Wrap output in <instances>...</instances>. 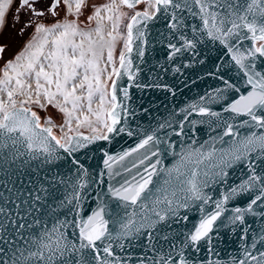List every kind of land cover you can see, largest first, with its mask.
<instances>
[{"label":"snow or ice","instance_id":"1","mask_svg":"<svg viewBox=\"0 0 264 264\" xmlns=\"http://www.w3.org/2000/svg\"><path fill=\"white\" fill-rule=\"evenodd\" d=\"M141 4L145 7L138 9ZM125 19L126 35L120 31ZM149 24L166 29L159 33V43L172 63L199 55L202 46H219L229 55L231 63L215 69L223 87L211 97L227 101L223 112L229 115L191 106L219 121V143L227 147L212 144L205 152L204 145L189 146L177 152L174 143L153 131L118 157L105 153L112 180L123 174L113 171V162L144 150L138 162L125 167L130 178L106 191L99 187L105 184V173L95 178L96 206L86 210L85 178L90 174L73 154L108 140L110 134H134L126 127L129 109L118 100L116 80L122 72L129 81L137 80L141 68L134 66L133 46L145 63ZM9 28L15 29L14 35L8 34ZM19 39L24 43L13 51V41ZM119 40L124 43L117 67L114 50ZM160 68L167 70L163 64ZM232 70L245 93L225 77L224 72ZM131 86L147 85L123 87L124 100L130 99ZM33 105L41 110L51 106L62 124L49 115L42 126ZM74 124L98 134L69 135ZM242 127L252 131L241 135ZM54 128L62 135L54 134ZM172 134L183 135L184 124ZM229 136L233 139L226 141ZM61 149L66 155L59 154ZM169 153L178 158L165 167ZM61 161L71 166L75 180L48 175ZM237 166L246 168L247 178L231 186L228 170ZM69 181L71 194L58 195ZM220 185L230 191L213 199L207 189ZM245 193L250 194L246 207H226ZM209 204L212 210L205 211ZM190 208L201 215L187 228ZM222 216L240 233L244 253L235 264H264V0H0V264H125L118 253L134 243L144 249L140 264H220L201 253L216 255L213 241L219 243ZM257 222L259 230L252 227Z\"/></svg>","mask_w":264,"mask_h":264},{"label":"water","instance_id":"2","mask_svg":"<svg viewBox=\"0 0 264 264\" xmlns=\"http://www.w3.org/2000/svg\"><path fill=\"white\" fill-rule=\"evenodd\" d=\"M148 27L150 34L147 37L148 47L146 48L144 57L145 63H140L136 55L135 44L133 46L132 59L134 66L138 65L141 68L137 80L129 81L123 72L121 78L116 80L120 89L117 94L118 100L125 103L129 109L126 127L131 129L134 134L132 136H128L126 133L119 135L110 134L108 140H97L89 144L87 148L80 149L73 154V156L79 157L81 163L84 164L90 174L89 177L85 178L88 180L89 185L88 188L84 189V191L88 193L84 201L86 210H93L96 206L94 189L97 187V179L95 178H98L100 173H105V184L99 185V187L105 191L107 187L116 184L118 180H123L125 176L130 178L132 173H127L124 169L125 167H130L134 161L138 162V158L144 150L142 149L140 152L134 153L124 161L113 162V171L123 174L114 177L112 180H109L107 176L108 169L104 165V160L107 159L105 153L110 156L118 157L125 151L135 148L141 139L147 134H151L153 131H156L158 136L164 137L167 142L174 143L177 152L182 148L187 149L189 146L200 148L201 145H204L202 151L205 152L210 149L212 144H215L217 149L227 147V144L221 145L219 143V135L223 132V127L218 126L219 121H217L215 117L200 115L198 111L193 110L191 106L198 105L212 111L220 112L222 117L229 115L223 112L224 104L227 103V101L217 99L214 102L211 99V97L215 95V90L223 87V83L218 78L219 74L215 72V69L221 64L231 63L229 55L219 46H202L199 55L185 56L181 58L179 63H172L166 60V53L162 50L159 43L162 39L159 33L166 31V29L162 28L160 25L154 27L152 24H149ZM201 59H203V63L199 62ZM161 64L165 65L167 70L161 69ZM176 67H180V72L175 71ZM224 75L226 78L235 82L237 86H240L242 93L246 92L242 80L240 76H237L235 70L224 72ZM114 79L116 78L114 77ZM136 83L147 86L129 87L130 99L124 100L123 87L135 85ZM154 85H160V87ZM169 89H171V91H169ZM231 95L233 94L230 93V96ZM121 115L123 119L124 114L122 113ZM181 123L184 124V134L181 136L175 134L169 136V133L179 131V125ZM41 125L44 126L42 118ZM161 125H164V127L161 128ZM239 131L241 135H245L252 130L242 127ZM82 134L85 136L97 135ZM70 135H76V133ZM232 139L231 136L225 137L226 141ZM59 154L62 156L66 155L62 149L59 150ZM177 158L178 157H174L170 153L166 154L164 158L165 167H171ZM153 159H155V157H153ZM205 163L208 162L206 161ZM13 167H15V165ZM70 168V165H66V162L61 161L55 171L48 173V175L54 176L57 173H59L60 176L71 175L72 179L75 180V175L70 171ZM228 171V183L231 186H236L247 178L246 175H244L246 168L243 166H237ZM43 174L44 172L41 173V175ZM207 191L213 196V199H222V194L230 191V188L227 185H220L216 188L210 187ZM65 192L71 194V181L61 186L58 195H63ZM249 195L250 194L245 193L237 196L235 199L230 200L226 207L229 209L234 206L246 207L249 202ZM103 198L108 200L110 208L115 207L114 201L108 197ZM211 210V204L205 206V211ZM200 215L201 213L196 208H190L188 211L189 220L186 227L191 228L194 224L198 223ZM230 215V212L225 213V216ZM225 216L221 217V220L225 221V226H222L220 231L216 234L219 237V243L215 240L213 241L216 255L213 256L207 253H201V255H207L208 259L219 260L220 264H235L236 260L243 258L244 248L241 246L242 241L239 238V230L232 231L227 226ZM251 220L252 218H249L250 223ZM217 223L219 224L220 221H217ZM109 227L111 228L112 225L110 224ZM252 227L259 230L260 224L257 222L253 224ZM252 235L253 234L250 232L248 241L249 250H252L250 247ZM118 254L125 257V264H140L138 258L144 255V249L139 243H134L129 245L124 252H119ZM129 257L130 259H128Z\"/></svg>","mask_w":264,"mask_h":264},{"label":"rangeland","instance_id":"3","mask_svg":"<svg viewBox=\"0 0 264 264\" xmlns=\"http://www.w3.org/2000/svg\"><path fill=\"white\" fill-rule=\"evenodd\" d=\"M105 2H107V0H100L99 3H105ZM144 7H145V5L141 4V5L138 6V9H143ZM124 11H129L130 12L131 10L124 9ZM128 22L129 21L127 19H125L123 21V23L120 25V31L124 35H126V29H125L124 25L127 24ZM90 27H95V24L93 23L92 25H90ZM123 43H124L123 40H119L117 42L116 47H115V50H114V59L116 60L117 67H118V57H119V54L123 50ZM110 68H111V65H109V69ZM113 79H114V77H113ZM108 83L110 84L111 81H108ZM94 100H95V98H94ZM95 106H96V104L94 102L93 107L95 108ZM32 108H33V110H35L40 115V117L42 118L43 124H44V118L46 116H49V115H51V116L54 117V119L56 120V123L58 125L59 124H62V122H63L62 116L60 114H58L56 112V110L53 109L51 106H49L47 110H41V109L37 108L35 105H33ZM73 127H74V132H72V133H84V134H88V135L98 134V133L92 132L91 129L88 128L87 126H84V127H81V128H76L75 127V124H74ZM53 130L55 131V133L58 136H61L62 135V133L59 131V128H54ZM65 131H67V129H65ZM101 131H104V130L101 129ZM72 133H69V135L72 134Z\"/></svg>","mask_w":264,"mask_h":264},{"label":"flooded vegetation","instance_id":"4","mask_svg":"<svg viewBox=\"0 0 264 264\" xmlns=\"http://www.w3.org/2000/svg\"><path fill=\"white\" fill-rule=\"evenodd\" d=\"M95 2H96V3H99L100 0H95ZM12 7L15 8L16 5L13 4ZM21 15H22V18L26 19V17H23V14H21ZM62 15H63V13H62ZM11 18H12V13H11V11H9V13H8V19H9L10 22H11ZM82 26H83V25H82ZM16 28H19V25H16ZM28 31H29V33H30V32H31V29H29ZM7 32H8V34H9L10 36H11V35H14V33H15V29H13V28H9V29H7ZM23 43H24V39H19V40H15V41H13V51H17V50H19V49L22 47ZM10 55H11V53H10Z\"/></svg>","mask_w":264,"mask_h":264},{"label":"bare ground","instance_id":"5","mask_svg":"<svg viewBox=\"0 0 264 264\" xmlns=\"http://www.w3.org/2000/svg\"><path fill=\"white\" fill-rule=\"evenodd\" d=\"M105 23L107 24V21H105ZM107 55V50H105V56Z\"/></svg>","mask_w":264,"mask_h":264},{"label":"trees","instance_id":"6","mask_svg":"<svg viewBox=\"0 0 264 264\" xmlns=\"http://www.w3.org/2000/svg\"><path fill=\"white\" fill-rule=\"evenodd\" d=\"M54 133H55V131H54ZM56 134V133H55ZM57 135V134H56ZM58 136V135H57Z\"/></svg>","mask_w":264,"mask_h":264}]
</instances>
